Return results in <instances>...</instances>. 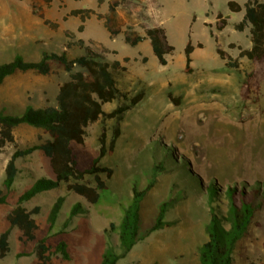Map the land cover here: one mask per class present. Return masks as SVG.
Listing matches in <instances>:
<instances>
[{
	"label": "rangeland",
	"instance_id": "1",
	"mask_svg": "<svg viewBox=\"0 0 264 264\" xmlns=\"http://www.w3.org/2000/svg\"><path fill=\"white\" fill-rule=\"evenodd\" d=\"M64 1L66 8L77 5L73 0H0V63L12 60L16 54L33 61L44 51L61 53L65 49V31L86 42L90 38L104 39L105 29L96 19L87 20L84 32L76 30L77 18L62 21ZM211 1L205 16L206 0H159V11L156 5L152 6L150 15L159 22L167 43L173 47L172 53L166 55L165 65L159 64L148 41L136 46L115 38L112 45L116 53L93 45L105 60L117 59L126 66V70L114 72L118 87L128 96L139 91L144 96L121 120L99 119L86 127L83 144L71 143L77 168L84 169L99 153L102 130L106 131L108 143L114 126L120 129L114 150L99 160L113 173L109 178L102 175L106 187L100 190L97 202L87 203L60 183L23 203L28 209L40 208L34 215L39 227L37 238L46 235L52 244L60 238L67 242L70 259H62L51 248L48 264H99L104 249L117 243V229L110 226L119 223L130 202L132 187L142 189L151 181L154 184L141 202L140 232L151 227L162 202L170 201L165 213L170 223L137 241L117 264H199L198 247L206 239L210 209L225 210L228 187L245 192L257 189L254 202L260 205L249 234L236 246L233 264H264V82L257 102L241 101L239 85L252 63L242 57L238 67H228L215 48L236 57L238 49L228 44L247 47L248 28L234 29L241 13H230L228 0ZM90 2L81 0L80 5L90 7ZM116 2L127 4L125 0ZM128 7L137 8L134 4ZM207 17L213 21L206 23ZM43 18L57 19L60 27L48 28ZM209 29L220 43L215 45ZM124 31L130 36L135 34L129 28ZM188 39L193 45L200 41L202 47H195L191 53V71L187 73L184 49ZM67 53L73 57L84 51L71 48ZM125 56L128 61H123ZM73 70L82 69L75 66ZM68 79V73L55 64L48 75L17 72L0 84V111L21 115L28 104L55 105L58 87ZM169 94L178 101H172ZM121 102L122 98L107 102L103 110L109 112ZM37 134V129L26 124L14 131L18 145L37 141ZM12 151L13 146L8 145L0 155V184ZM16 164L19 172L13 191L0 204V232L9 227L6 214L21 192L40 177L54 179L49 160L40 150L17 159ZM85 180L94 184L91 176ZM58 195H64L65 201L57 222L49 230L48 212ZM76 203H83L87 211L70 218V209ZM66 220V233L52 235ZM0 264H39L35 241H23L21 232L11 228L9 251L0 258Z\"/></svg>",
	"mask_w": 264,
	"mask_h": 264
},
{
	"label": "trees",
	"instance_id": "2",
	"mask_svg": "<svg viewBox=\"0 0 264 264\" xmlns=\"http://www.w3.org/2000/svg\"><path fill=\"white\" fill-rule=\"evenodd\" d=\"M104 1L97 0L99 4ZM115 5L116 2L110 3L109 9L112 10ZM226 6L231 13L242 11L241 19L234 23L233 27L237 31L248 28L250 46L243 48L240 45L229 43L228 47L238 49L236 57L227 55L219 47H216L215 51L228 67H238V60L242 57L252 63V68L244 73L240 82L239 97L243 103H255L259 99L260 88L264 82V1L244 0L241 5L236 0H229ZM92 15L103 19V24L110 34L115 33V30L109 25L108 18L91 8L72 9L65 14L63 19L74 16L84 22ZM217 16L222 23H225L220 13ZM43 23L52 30L59 27L58 22L47 18H43ZM82 30L83 24L81 23L77 27V31L81 32ZM209 33L216 42L211 29H209ZM65 36V49L61 53L44 51L39 59L33 61L25 60L21 55L16 54L12 60L0 63V84L5 78L17 72L33 71L36 74L48 75L52 71L53 64L61 67L69 75V79L58 87L55 105L35 107L28 104L21 115L5 114L0 111V155L8 145L13 146V151L6 161L4 177L0 184V204L4 203L8 194L13 191L14 182L19 172L16 164L17 159L40 150L48 158L54 174V179L45 177L36 179L18 195L16 204L7 212L6 220L9 227L0 232V258L5 257L8 253L10 229L16 227L21 232L23 241H35V253L39 264L50 262L51 248H53V252L59 253L62 259H70L67 242L63 238L58 239L54 244L47 242L48 236L46 235L37 238L36 231L39 227L34 215L39 212L40 208L34 206L32 209H28L23 203L41 192L57 188L60 183L65 184L68 192L81 196L87 203L97 202L100 190L106 187L105 178H109L113 173L112 168L100 165L99 160L114 150L120 129L117 125L114 126L108 143L106 131L102 130L98 137L99 153L84 169L77 168L71 143L83 144L86 127L99 119L121 120L124 113L144 96L143 91L128 96V92L122 91L118 87L114 72L126 70V66L119 60L107 61L94 50L91 42H86L81 38L74 39L68 32H65ZM145 38L149 40L152 52L159 64L165 65L167 63L166 55L172 53L173 47L167 43L162 27H147L144 30V35L134 38H130L127 33L124 36L125 42L130 45H135ZM194 47L191 40L188 39L184 49V71L187 73L191 71V53ZM197 47L201 48L202 43H197ZM71 48L82 49L84 53L71 57L67 53V50ZM142 59L146 61V57ZM128 60V57L123 58V61ZM75 66L82 70L74 71ZM168 96L172 101H178L171 94ZM117 98H122L123 102L113 110L105 112L103 105ZM21 124L32 126L38 130L37 141L26 145L16 143L14 131ZM87 176L93 177L94 184L85 180ZM153 184L154 181H151L142 189L132 187L130 202L124 208L119 223L117 226L113 224L110 226L112 229H117V243L104 249L99 264H117L132 250L137 241L170 223L165 219L170 201L162 202L151 227L143 233L140 232L141 202ZM215 188L212 187L213 191ZM225 196L228 199L225 210L215 207L210 209V217L205 226L206 239L198 247L199 264H233L236 246L249 234L254 214L260 209V205L254 202L258 196L257 189L245 192L228 187L225 190ZM64 201V195H58L53 201L47 216L49 230H52L57 222ZM85 210L83 203H76L71 207L69 217L85 212ZM66 226L67 220L62 222V228L52 235L65 234Z\"/></svg>",
	"mask_w": 264,
	"mask_h": 264
},
{
	"label": "crops",
	"instance_id": "3",
	"mask_svg": "<svg viewBox=\"0 0 264 264\" xmlns=\"http://www.w3.org/2000/svg\"><path fill=\"white\" fill-rule=\"evenodd\" d=\"M73 1L77 2L76 3L77 5L75 7H72V8H66L65 1H64L65 12L61 16V20L62 21L65 22L69 18L74 17V16H68V17H66V19H63L65 14H67L72 9H76V8H91V9L95 10V12L100 13L103 16H106L108 18L109 25L111 26V28L113 30H115L114 34H110V32L105 28V26L103 24V19H98L95 15H92L90 18H87L84 22H81L78 17H75V18H77L79 20V23L76 26V30H77V27L82 23L83 24V30L81 32H84L85 27H86V22L89 19H96L97 22L99 23V25L101 26V28L105 29L103 31V34H102L103 38H104L103 40L99 39V38H90L88 40V42H91L92 47H93V45L97 44V45L103 47L106 50H112L114 52H117L116 48L112 45V40L115 39V38L120 37L125 42L124 36H125V33H127V31L125 32L124 29H126V28L131 29L135 34L133 36H130L128 33L127 34H128V36L130 38H134L136 36L144 35V30L147 27H159V22L156 23V21L150 15V13H151L150 11H151V9H153L152 6L156 5L157 8H158V11H159V0H155V2L152 1V0H125V2H127V4H125L123 6L120 5L119 3H117L116 2L117 0H105L104 2H102L100 4L97 2V0H91L90 7H82V5H80L81 4L80 3L81 0H73ZM206 1H207V6L204 9V16H205V14L208 11L209 6L212 4L211 0H206ZM113 2H116V5L114 6V8L112 10H110L109 9V4L113 3ZM129 4L130 5L134 4L135 6H137V8L136 9L135 8L134 9H130L128 7ZM238 13H241V17H242V11L241 12H237L236 14H238ZM232 14H234V13H232ZM241 17H240V19H241ZM50 20H52V19H50ZM53 21H56V22L59 23V21L57 19H55ZM212 21H213V19L208 18V17L205 19L206 23H210ZM42 22H43V19H42ZM142 24L144 25V27L141 29V25ZM59 27H60V23H59ZM65 32H67V31H65ZM147 41L149 42V40L147 38H145V39H143L142 41H140V42H138L136 44L138 45V44H140L142 42H147ZM199 42L200 41H196V43H194V46L197 47V43H199ZM217 43H220V42L216 41L215 45ZM249 46H250V43H249V45L247 47H249ZM195 47H194L192 52L195 51ZM247 47H245V48H247ZM94 50L97 51L95 48H94ZM125 57H127V56H125ZM36 107H40V106H36Z\"/></svg>",
	"mask_w": 264,
	"mask_h": 264
}]
</instances>
